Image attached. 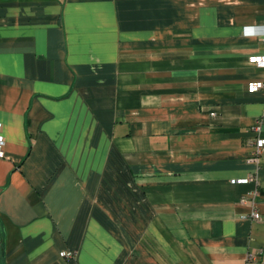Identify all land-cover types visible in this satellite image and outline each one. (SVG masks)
Returning a JSON list of instances; mask_svg holds the SVG:
<instances>
[{
    "label": "crops",
    "instance_id": "1",
    "mask_svg": "<svg viewBox=\"0 0 264 264\" xmlns=\"http://www.w3.org/2000/svg\"><path fill=\"white\" fill-rule=\"evenodd\" d=\"M263 27L264 0H0L1 264H264Z\"/></svg>",
    "mask_w": 264,
    "mask_h": 264
},
{
    "label": "built area",
    "instance_id": "2",
    "mask_svg": "<svg viewBox=\"0 0 264 264\" xmlns=\"http://www.w3.org/2000/svg\"><path fill=\"white\" fill-rule=\"evenodd\" d=\"M261 37L264 40V27L261 30ZM252 62H254L256 65L264 67V55L263 56H253L252 58ZM250 90L252 91H259V90H264V81L262 82H257V83H253L250 85ZM263 118H261L258 122L257 125L254 129L255 131V135L253 137V139L251 140V147H252V160L258 161L260 160V158L262 157V155L264 154V137L262 136V132H263V127H264V123H263ZM5 144H6V140L4 138L3 135V126L0 123V158H5L6 157V151H5ZM256 181L255 178L250 177V178H246L244 180H241V182H253ZM256 194L255 196H244L242 198V203L244 204H250L253 207V211L251 213V218L255 221H263L264 220V214H262L259 209H258V203L256 201ZM67 257L71 258L72 254H66ZM250 259H257L256 256H252V258Z\"/></svg>",
    "mask_w": 264,
    "mask_h": 264
},
{
    "label": "trees",
    "instance_id": "3",
    "mask_svg": "<svg viewBox=\"0 0 264 264\" xmlns=\"http://www.w3.org/2000/svg\"><path fill=\"white\" fill-rule=\"evenodd\" d=\"M0 227H1V221H0ZM2 243H0V259H1V255L3 254L4 252V248L1 246ZM1 264V262H0Z\"/></svg>",
    "mask_w": 264,
    "mask_h": 264
}]
</instances>
